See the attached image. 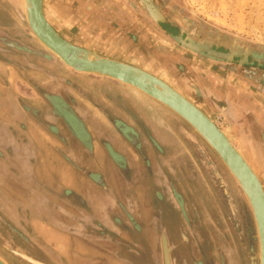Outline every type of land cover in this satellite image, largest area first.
<instances>
[{
  "label": "crops",
  "instance_id": "0c3cea01",
  "mask_svg": "<svg viewBox=\"0 0 264 264\" xmlns=\"http://www.w3.org/2000/svg\"><path fill=\"white\" fill-rule=\"evenodd\" d=\"M134 8L129 0H44L45 15L57 30L88 41H73L76 44L103 54L106 52L98 47L110 41L119 53L126 54L121 60L151 71L160 59H172L174 67L166 72L175 78V86L211 118V113H218L227 119L225 132L264 184V42L234 34L235 43L240 37L254 45L245 55L238 54L233 45L231 54L216 52L227 58L215 61L194 60L184 52L157 54L151 43L144 46L146 52L131 54L127 48L137 45L136 40L159 38L150 29L143 34ZM3 31L13 37L5 28ZM27 80L41 88V97L34 99L39 108L32 107L29 92L21 98L14 95L10 101L20 105L32 137L42 147V180L49 190L55 189L56 213L61 217L54 227L47 224L39 230L55 245L62 261L154 262L164 230L163 237L175 248V238L172 242L167 238L169 231L177 229L168 218L175 208L173 198L183 200L189 192L208 204L218 193L212 181L223 179L216 164L210 166L213 170L215 165V178L211 183L208 179L206 142L167 106L137 88L114 82L118 80L91 78L86 85L58 71L50 77L40 74L37 82ZM0 87L4 89L2 84ZM36 112L45 125H38ZM185 139L198 146L194 149L199 163ZM112 243L123 247L125 256L107 249ZM103 245L107 248L102 249ZM166 257L167 264L177 263L178 258Z\"/></svg>",
  "mask_w": 264,
  "mask_h": 264
},
{
  "label": "rangeland",
  "instance_id": "374dc122",
  "mask_svg": "<svg viewBox=\"0 0 264 264\" xmlns=\"http://www.w3.org/2000/svg\"><path fill=\"white\" fill-rule=\"evenodd\" d=\"M129 1L133 2L134 12L141 21L139 29L143 34H146L147 29H150L157 36L154 27L159 24L150 21L143 12L139 1ZM178 2L181 4L180 7L189 14L227 30L226 32L229 34H239L264 42V0H178ZM178 10L180 9L178 8ZM9 20L12 24L7 29ZM3 28L8 30L10 35L13 34V37L5 35ZM58 31L64 37H68L71 42H88L79 38L78 35L74 37L69 31ZM211 32L209 35L214 38L215 36H211L213 35ZM106 42L98 47L102 52H106L100 54L119 60H121V57L126 56L124 53H119L118 48L108 44L110 41ZM136 42L137 45L127 48L131 51V54H135L137 50H139L137 53L146 52L147 48H144V46L151 43L150 48L157 54L163 55L169 52L179 54L184 52L187 55L190 53L194 60L201 61L204 58L194 51H183L177 43L173 44L169 39L160 36L155 39L142 38L136 40ZM110 54L115 55V57L110 56ZM190 55L188 56L190 57ZM159 61L158 67L153 68V71H157L159 74L147 70L177 88L175 78L167 73H170V70L174 67L172 59L167 58L165 62L161 59ZM54 71L62 72L63 76L79 79L84 83L91 78L112 80L107 77L75 71L66 65L37 39L23 15L22 0H0V84L4 88L1 89L2 87H0V257L8 264H33L18 252L25 253L39 261H42L39 259L41 256L53 260L58 255L55 245L45 240L40 235L39 230L47 224L54 227L56 220L61 217L57 215L55 208L57 195L55 189L49 190V185L42 180V176H45V167H42L39 158V152L42 149L39 145L40 141L32 137L29 131L30 123L26 124L25 114L19 110L20 105L10 101L14 95L21 98L24 96L23 94L29 92V94H33V100L30 99L32 100L30 102L32 107L39 108V103L34 99L37 100L39 96L41 97V88L36 83L30 84L27 79L37 82L40 74L50 77ZM27 82L29 85H25ZM114 82L123 84L120 81ZM214 114L211 113L210 115L213 117ZM38 115L39 113L36 112L34 118L38 125L40 123L45 125L44 119L39 118ZM179 118L181 117L179 116ZM181 120L192 132H196L184 119L181 118ZM38 125H36L37 128ZM26 129L28 137L25 134ZM29 136L33 139L32 142ZM197 136H200L202 141L206 142L199 133H197ZM187 142L185 139V146L190 148L192 156L197 158L194 148H198V146L194 147L187 144ZM206 144L209 166L207 170L208 179L211 183V179L215 178V165L213 170L210 166L216 164L220 175L224 179L222 184L223 194L230 213L227 214V211H225L227 215L224 211L217 213L214 207L215 204L211 202L207 204L189 194L188 208L183 210L180 207L179 209L182 213L188 212L183 215V224H181L182 221H179L180 219L175 218L177 223H180L179 226L183 227L181 231L178 229L179 233L175 238L178 244V247L175 246L177 247V252L175 251L176 259L178 258L176 264L259 263L257 226L246 196L226 164L207 142ZM49 145L45 146L49 148ZM196 160L199 163L198 158ZM202 170L204 169L202 168ZM231 181L235 186L233 187L235 190L239 188L247 209L250 210V223L246 221L247 214L244 215L243 209L241 212L243 215H240L241 218L236 215L231 190L226 185ZM183 200L178 201L183 202ZM220 210H223L222 203ZM228 218L230 222H228ZM223 220H226L229 224L221 226ZM181 242L185 245H182ZM216 242L219 243V247L216 246ZM220 244H222V247ZM104 245L102 249L107 248ZM111 245L112 247L107 249H112V252L120 251L125 256L123 247L121 248L113 243ZM47 264H55V262H47Z\"/></svg>",
  "mask_w": 264,
  "mask_h": 264
},
{
  "label": "water",
  "instance_id": "95a60500",
  "mask_svg": "<svg viewBox=\"0 0 264 264\" xmlns=\"http://www.w3.org/2000/svg\"><path fill=\"white\" fill-rule=\"evenodd\" d=\"M137 1L151 22L159 24L165 21L161 9L153 0ZM22 10L37 39L66 65L75 71L112 78L137 88L174 111L205 139L226 164L246 196L255 218L259 239V263L254 264H264V184L228 134L194 101L155 73L130 62L102 55L66 39L47 19L44 0H22ZM211 36L214 37L215 34ZM178 38L183 43L187 41L183 40L181 35ZM219 47L224 48V54L233 52V47ZM193 51L214 61L227 58L211 48L206 50L207 54L200 50ZM134 138L136 139V135ZM18 254L33 264H47L25 253ZM0 264L8 263L0 257Z\"/></svg>",
  "mask_w": 264,
  "mask_h": 264
},
{
  "label": "flooded vegetation",
  "instance_id": "af4514ba",
  "mask_svg": "<svg viewBox=\"0 0 264 264\" xmlns=\"http://www.w3.org/2000/svg\"><path fill=\"white\" fill-rule=\"evenodd\" d=\"M153 1L159 7V9H161L165 17V21L159 23L158 26L154 27L155 32L157 33L158 36L169 39L171 42H173V44L177 43L180 49H182L183 51L190 50L189 52H192L193 50H198V51L200 50L207 54L206 50L211 48L215 52H223L224 51L223 47H216V44L218 43V44H223L224 46H227L229 48L235 45V51L238 54L245 55L247 52V49L251 48V46L254 45V43L250 42L249 40H246L240 37H237L238 39H237V42L235 43L236 36L234 34H229L225 30L219 29L218 27L211 25L207 21L199 19L193 14H189V12H187L185 9L180 7L181 4L178 2V0H153ZM178 8L180 10H178ZM181 31H183L182 34H181ZM210 31L215 32L214 38L210 37L209 35ZM180 35L183 40H187L185 43L179 40L178 36ZM189 52H186V53H189ZM222 180L218 178V181L216 182L213 181L215 190H217L218 193H216L217 196L214 200H208V202L215 204L214 207L217 213H219L220 211H224V212L227 211V214H229L230 211L228 209L226 200L224 199V194H223L224 189H223V186L221 185L222 183H224V179ZM226 185L231 190L230 193H231V198H232V202L234 205V210L236 212V215H239L238 217L241 218L240 215L242 214L241 212L243 209L244 215L247 214V217L245 216L246 221L250 223L251 221L250 220L251 218L250 210L247 209V205L245 203L244 197L242 196V194L239 192L238 189L237 191L233 188L235 186L232 181L230 183H226ZM189 194L191 193L189 192L187 193V198H185L183 202L178 201L179 199L177 196H175L172 200L175 208L172 207L174 211H172V213L168 215V218H170L171 223H173L172 225L177 229L174 232H172V230L169 231V235L167 236V238L169 237V240L171 242L174 238L178 236L179 230L181 231L183 228L179 226L180 223H177L175 218L180 219L179 221H182L181 224H183V218H184L183 215H185L187 211L182 213L179 209L180 207L183 210L188 208V205H189L188 199L190 197ZM214 195H215V192H214ZM166 201L167 200L165 199V203ZM221 203H222L223 210H220ZM162 207L163 205L160 206V210H162ZM223 216L225 215L223 214ZM228 222H230L229 218H228ZM228 222H226V220H223V223L222 224L220 223V224L222 226L223 224L224 225L229 224ZM164 231H160V236L158 240L160 244L159 246H157L159 257L155 258L158 261L154 260L153 262L151 260H148L144 262L143 264H154V263L155 264H167L165 259L167 258L166 255L168 254H170L173 257V260L176 259V252H177L176 248L178 247V244L176 243L177 241H175L174 243L175 246L177 247L172 248L171 244L170 245L168 244L169 241L167 242V240H165V236L163 237ZM166 235H167V232H166ZM181 244L185 245L183 242H181ZM56 256L57 257L53 258V260L51 258L42 257V256L41 257L39 256L40 257L39 259H41L43 262L45 261V263L55 262V264H67L66 261H62V258L59 255H56Z\"/></svg>",
  "mask_w": 264,
  "mask_h": 264
},
{
  "label": "built area",
  "instance_id": "2783aa9c",
  "mask_svg": "<svg viewBox=\"0 0 264 264\" xmlns=\"http://www.w3.org/2000/svg\"><path fill=\"white\" fill-rule=\"evenodd\" d=\"M212 120L215 122V124L221 128L223 131H226L228 128V121L222 114H214L212 117Z\"/></svg>",
  "mask_w": 264,
  "mask_h": 264
}]
</instances>
